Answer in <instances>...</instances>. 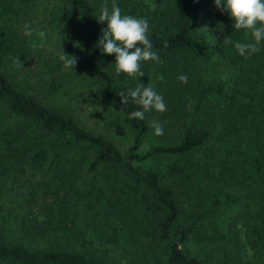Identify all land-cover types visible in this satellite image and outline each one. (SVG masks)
<instances>
[{"label": "trees", "instance_id": "trees-1", "mask_svg": "<svg viewBox=\"0 0 264 264\" xmlns=\"http://www.w3.org/2000/svg\"><path fill=\"white\" fill-rule=\"evenodd\" d=\"M55 1L84 29L85 79L113 114H106L107 109L102 114L112 132L90 130L78 120L67 84L52 82L44 103L22 89L0 64V105L22 121L0 132V162L14 168L13 182L19 188L43 183L41 193L24 201H39L44 208L25 214L21 223L32 224L37 236L65 241L64 246L36 248L0 239V264H113L106 257L118 256V251L117 264H209L185 249L190 237L199 234L202 221L246 198V206L264 204V41L248 58L239 55L233 43H223L225 37L242 43L252 42V37L247 30L234 29L233 18L214 0H116L122 15L148 21L152 50L160 57L159 63L141 61L144 76L117 74L115 54L103 53L98 43L107 26L97 20L101 6L107 3L111 11L112 0ZM11 11V5L0 0V17H9ZM21 47L17 34L0 25V61H16ZM74 56L78 59L80 54ZM181 74L187 83L178 79ZM160 75L163 80L157 79ZM141 83L151 84L167 106L156 120L163 125V135L154 134L146 113L143 120L130 118L142 107L130 97L123 104L118 95L127 97L128 90ZM176 125L182 126L177 140L165 142L164 136ZM213 136L233 143V148L218 156L207 147ZM145 143L148 148L142 151ZM64 151L76 152L79 162L106 183L98 193L105 199L100 212L107 223L96 225L94 233L72 212V199L64 188ZM49 171L56 190L41 181ZM178 191L188 199L187 219L181 206L185 198L180 200ZM241 218L261 251L264 206ZM97 240H102L101 255L91 248ZM233 261L243 264L237 258L228 264Z\"/></svg>", "mask_w": 264, "mask_h": 264}, {"label": "rangeland", "instance_id": "rangeland-1", "mask_svg": "<svg viewBox=\"0 0 264 264\" xmlns=\"http://www.w3.org/2000/svg\"><path fill=\"white\" fill-rule=\"evenodd\" d=\"M5 2L11 5L12 11L9 17L8 15L0 17V25L9 26L11 32H15L22 42L18 58L20 66L14 62L3 63L0 61L13 80L22 89L34 94L44 103L48 101V87L52 82L67 84L65 86L69 90L72 103L76 105L75 115L78 120L90 130L112 132L102 114L106 113V109V114L109 116H113V114L108 112L109 108H106L103 101L99 99L98 90L93 86L88 87L90 81L88 78L85 79V63L81 56L84 29L78 25L75 17L69 13L66 7L55 0H40L34 4H23L18 0H5ZM25 24L30 26L31 35L24 34ZM63 52L73 56L80 54L75 68L66 69L64 67L63 62L59 59ZM146 115L148 125H150L151 121L157 120L158 111L153 109L146 112ZM19 124H22V121L14 120L0 105V132L6 128L14 129ZM181 127L179 125L172 126L163 140L165 142L176 141ZM31 135L33 136L35 133H31ZM158 141L159 139L156 140V142ZM50 142L51 140L44 141L43 144L47 146ZM207 147L218 151L217 155L220 156L227 148H233V143L218 140L213 136ZM147 148L148 143H145L141 150L145 151ZM78 157L74 151L62 153V163L65 164L68 171V181L64 188L69 191L72 199L73 214L81 225L90 228L94 233L93 229L96 225L102 228V224L107 223L104 215L102 216L100 212L105 199L98 193V188L106 183L95 177L94 172L88 171L86 163H80ZM77 167H79L77 172L71 171L72 169L77 170ZM13 172V167L0 162V239L21 241L29 247L36 248L57 244L64 246L63 239L54 235L37 236L33 233L32 224L21 223L25 214L28 213V216H32L44 208V205L39 201L32 200L31 205L24 201L26 198H34L36 193H41L42 189L39 187L43 183L33 185L31 188H19V184L13 182ZM44 180L47 183L45 187L50 186L56 190L57 186L53 185L51 180V171L42 177L41 181L44 182ZM240 187V185L236 186L237 189ZM65 190H60V192ZM34 194L35 196H33ZM178 197L180 200L185 198L181 206L183 218L187 219L190 210L188 199L183 195L179 196V191ZM247 204L248 198L241 205L222 209L202 221L203 224L198 229L199 234H193L190 237L186 242L185 249L209 264H228L230 258L231 260L237 258L240 262L243 261V264H264V248L259 251L260 249L254 246V236L248 233L241 218L243 213H256L263 208L264 204L255 203L246 206ZM93 244L96 245L91 246L93 251L97 249V253L100 255L104 253L101 252L103 249L102 240H97ZM117 248L121 250L118 246ZM119 254L118 251V256ZM113 256L106 258L111 263L117 264L119 260L116 259L120 256H115V258ZM232 264H239V261Z\"/></svg>", "mask_w": 264, "mask_h": 264}, {"label": "clouds", "instance_id": "clouds-1", "mask_svg": "<svg viewBox=\"0 0 264 264\" xmlns=\"http://www.w3.org/2000/svg\"><path fill=\"white\" fill-rule=\"evenodd\" d=\"M215 6L221 12H227L234 20V29L247 30L252 37V42H233L231 37H225L223 43H233L238 54L248 58L257 53L259 45L264 41V0H214ZM154 7V5H153ZM99 22H107L106 28L102 29V34L98 43L103 48V53L115 54V70L117 74L126 73L135 76H144L140 71L141 61L160 62L159 55L152 50V43L148 37L149 24L144 18H137L131 15H122L121 9L112 0L111 11L107 3L101 6L97 19ZM24 34L31 35V28L28 24L24 26ZM59 59L66 69L75 68L77 58L73 55L62 53ZM20 66L19 60L14 61ZM157 79L163 80L162 75ZM178 79L182 83H187V76L181 74ZM122 98V103L128 102V97L141 106L143 110H136L130 113V118L145 119V113L155 109L158 112L167 110L163 97L157 93L151 84L141 83L134 89H129L127 97L123 93L118 94ZM150 127L154 129L157 136L164 134L163 125L156 120L150 122Z\"/></svg>", "mask_w": 264, "mask_h": 264}]
</instances>
